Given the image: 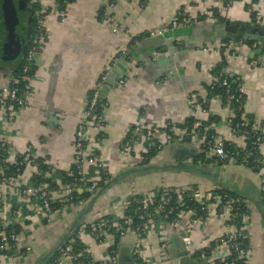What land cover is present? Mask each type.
I'll return each mask as SVG.
<instances>
[{
  "label": "crops",
  "instance_id": "1",
  "mask_svg": "<svg viewBox=\"0 0 264 264\" xmlns=\"http://www.w3.org/2000/svg\"><path fill=\"white\" fill-rule=\"evenodd\" d=\"M56 1L43 0L41 6L52 9ZM29 4L32 9L31 0ZM184 5L200 11L220 8L222 0H66L62 5L63 19L53 15L46 23V37L27 77L28 90L22 95L25 106L16 110L10 120L0 109V138L6 140L14 153L31 149L35 155L49 158L58 169H68L74 158L76 129L82 122L88 97L98 85L105 66L113 56H118L107 75L109 82L102 105L105 126L97 146L98 155L113 167V172L110 180L90 193L80 206L55 214L50 223L39 220L33 224L32 236H26L32 251L18 264H47L79 224L101 213L117 211L131 190L146 192L161 185L222 188L250 199L254 203L253 253L247 264H264V219L256 208L264 194L259 172L235 163L219 164L207 157L195 160L201 152L191 141L166 143L148 163L134 153L125 156L121 151L131 126L154 128L171 121L182 129L188 119L198 123L213 119L210 129L215 137L242 146L244 139L233 133L228 122L231 111L221 96L207 97V86L225 70L242 78V114L251 115L253 124L264 133V51L254 48V41L245 42L240 36L223 39L218 31L187 26L165 38L156 50L136 47L144 35L159 29L172 30L170 23ZM250 6L261 14L260 23L248 11ZM220 20L243 26L247 23L250 30L255 29L250 23L264 26V0H232L225 18ZM234 33L239 32L233 24L229 34ZM166 42L169 47L163 51ZM253 49L260 51L257 59L249 57ZM6 65L7 62L0 61V88L11 84L12 68L16 66ZM219 66L221 69L216 73ZM203 97L208 98V112L192 107L189 102L190 98ZM90 123L84 122L85 138L95 147L96 135ZM133 141L134 147L140 149L147 144V137L137 135ZM163 228L162 235L152 230L143 240V254L156 262L161 256L160 237L169 241L180 237L178 229ZM223 229L224 221L218 217L195 223L190 231L191 250L206 247ZM33 231L39 233L38 237H33ZM84 240L93 253L103 256L104 247L97 240ZM133 241L134 235L128 234L120 242V247H128L130 256ZM169 250L176 257L171 244ZM225 256V251L208 252L204 262L218 264V259Z\"/></svg>",
  "mask_w": 264,
  "mask_h": 264
},
{
  "label": "built area",
  "instance_id": "2",
  "mask_svg": "<svg viewBox=\"0 0 264 264\" xmlns=\"http://www.w3.org/2000/svg\"><path fill=\"white\" fill-rule=\"evenodd\" d=\"M42 1L31 0L36 26L23 58L25 60L23 87H18L17 80L14 79L11 82L15 86L11 87V83L7 87L0 88V109L6 112L8 120L13 118L16 110L25 106L21 93L28 90L27 72H30L39 46L45 40L46 23L53 19V15L63 19L64 9L59 8L57 1L52 9L38 6L37 3ZM231 4L232 0H222L220 8H204L200 11H192L189 6L184 5L178 9L172 19L170 29L197 26L224 19ZM248 11L257 23L261 22V14L258 11L252 6ZM159 33H163V30L151 32L141 39ZM252 46L264 51V44L260 42L254 41ZM119 58L118 56L111 58L103 69L98 85L92 89L88 97L82 113V122L76 129L74 158L68 169H58L49 158L37 156L31 149L21 154L14 153L8 147L6 140L0 138V264H18L20 259L32 251V245L26 236H32L30 228L32 229L33 224L39 220L50 223L55 214L80 206L84 199L80 196L74 197L73 192L82 194L87 190L93 193L110 180L113 167L108 165L97 152V146L100 145L104 133L105 119L102 105L105 99L99 107L97 104L107 75ZM227 75L230 74L226 70L220 72L210 86L212 89L216 85L226 87L225 105L231 111L228 122L233 133L244 139L242 146L235 145L237 150L230 151L225 147L226 140L207 135L203 129H210V124L202 127V123L194 122L178 129L171 121H166L161 127L142 128L141 125L129 127L121 146L122 153L125 156L134 153L145 161L143 154L148 153L152 145H156L161 150L166 143L186 139L193 142L199 152L205 153L207 159L211 161L219 164L235 163L253 170L257 169L262 176L264 191V133L259 131L255 124L249 125L248 118L244 114L241 115V122L232 126L236 117L233 101L244 95V85L242 78L234 75L235 89L231 91ZM189 102L192 107L208 112L207 97L201 100L190 98ZM85 121L91 122V130L96 135L95 147L86 142ZM137 135L147 137V144L140 149H136L133 145ZM250 137L252 142L251 147H248L246 139ZM37 177L43 179L42 184L38 183ZM223 191L222 188L203 190L194 185L184 188L161 185L146 192L131 190L121 200L117 211L110 214L101 213L90 221L79 224L64 240V247L57 251L55 259L49 264H118V255L109 248L115 243H120L128 234L134 235L131 250L133 264H178L177 257L168 253L170 241L164 236L160 237L161 256L158 262L143 254L144 238L152 230L162 235L161 229L166 226L178 229L192 264H211L204 262L208 252L220 251H225L226 256L219 258L216 262L218 264H227L225 258L229 257L231 264H236L237 259L247 263L253 253L250 212L252 213L254 209V203L250 199L234 197ZM197 207L204 211V214H198ZM215 217L224 221L222 234L213 237L206 247L198 251L191 250V227L198 222H209ZM15 225L21 227L20 231L15 232L12 229ZM86 238L95 239L104 247L103 256L91 251L85 243ZM243 240H248L249 243H244ZM85 258L89 260L83 262Z\"/></svg>",
  "mask_w": 264,
  "mask_h": 264
},
{
  "label": "water",
  "instance_id": "3",
  "mask_svg": "<svg viewBox=\"0 0 264 264\" xmlns=\"http://www.w3.org/2000/svg\"><path fill=\"white\" fill-rule=\"evenodd\" d=\"M30 0H0V61L8 63L9 66H15L26 55L30 39L32 37L31 26L28 28V20L31 24L30 14L32 12L31 6L29 4ZM28 15V16H27ZM237 27V34H229V29L232 25ZM255 29H249L247 23L243 26L242 23H233L229 20L216 21L209 24H201L197 26H202V29L215 30L219 32V35L223 39L243 37V41H258L264 44V26H258L254 23H250ZM188 27L194 29L195 27ZM259 27V28H258ZM187 28V27H186ZM178 29H172L168 32H163L156 34L155 36L147 37L143 39L136 47H144L156 50L160 48V43H162L165 38L172 37L175 35ZM235 30V29H234ZM174 32V34H172ZM166 46L163 47V51L167 50L169 47L168 42ZM260 54L259 50H251L249 57L257 59ZM12 63V64H11ZM6 65V66H8ZM7 70L9 67H2ZM106 81L100 91V100L97 107L100 106L102 100L105 99V87L107 86ZM256 208L261 213V217L264 219V208L262 207L261 201H258ZM173 249L175 250L176 257L178 259V264H192L191 258L188 255L184 244L179 236L173 237L170 241ZM118 264H133L130 256V251L127 246H121L118 252Z\"/></svg>",
  "mask_w": 264,
  "mask_h": 264
},
{
  "label": "trees",
  "instance_id": "4",
  "mask_svg": "<svg viewBox=\"0 0 264 264\" xmlns=\"http://www.w3.org/2000/svg\"><path fill=\"white\" fill-rule=\"evenodd\" d=\"M66 2V0H57V4L58 5H60V7L59 8H62V5L64 6V3ZM37 5L38 6H40L41 5V3L40 2H38L37 3ZM33 6V5H32ZM34 7V6H33ZM28 14H30L29 16H30V18H31V24H30V26H31V29H34L35 28V26H36V20L33 18V8H32V12L31 13H28ZM228 41V40H227ZM227 41H225V42H227ZM25 64V60L22 58L21 60H19V62L16 64V66L14 67V68H12V72H11V74H12V81L14 80V79H16L17 80V86L18 87H23V84H24V80L22 79V76H24V73H23V65ZM31 67H32V65H31ZM32 69V68H31ZM220 69H221V67L219 66L218 68H216L215 69V71H216V73L218 72V71H220ZM31 71V70H30ZM30 74V72H27V75H29ZM234 79H235V76H231V75H227V81H228V83H229V85H230V89H231V91L232 90H234L235 89V82H234ZM12 83V82H11ZM13 86H15V84L14 83H12L11 84V87H13ZM225 90H226V87L225 86H219V85H216L213 89H212V87L210 86V85H208L207 86V97L209 98V97H211V96H214V95H216V96H221V98H222V101H223V104H226L227 103V101H226V92H225ZM23 93H24V91H22V95H23ZM244 96V95H243ZM243 96L242 97H239V98H236L234 101H233V104H234V109H235V112H236V117L234 118V122H233V124H232V126H234V124L235 123H238V122H241V119H242V117H241V115H242V110H243V108H242V104H243V101H244V98H243ZM247 118H248V121H249V125H252L253 124V122H254V119H253V117L251 116V115H247ZM213 119H209L208 121H206V122H202V127L203 126H207V125H209L210 123H211V121H212ZM173 123V122H172ZM192 123H194V120L193 119H188L186 122H185V125L186 126H189V125H191ZM174 124V123H173ZM176 126H178L177 124H175ZM250 130H251V128H250ZM203 131L204 132H206L207 133V135H213L214 136V134H213V132L211 131V129H203ZM251 134H254L253 132H251ZM127 139H128V137H127ZM125 140V139H124ZM182 141H189V140H182ZM246 142H247V146L248 147H251V142H252V138L250 137V138H248V139H246ZM158 142H156V144H157ZM225 147H226V149H228V150H230V151H235V150H237V148H236V146H235V144L234 143H232V142H229V141H225ZM160 150L156 147V145H152L151 147H150V149H149V152L148 153H146V154H143V158H145V162H149L154 156H156L157 154H158V152H159ZM205 157H206V154L205 153H198V155L196 156V158H195V160H198V159H205ZM256 171H257V169H255ZM254 170V171H255ZM37 180H38V183L39 184H42V180L43 179H41V178H39V177H37ZM224 193H226V194H228V195H231V196H234V197H242V196H237L236 194H234V193H230V192H228V191H226V190H224L223 191ZM91 194H90V192L89 191H85L84 193H82V194H78L77 192H73V196L74 197H77V196H80L82 199H84L85 200V198H88L89 196H90ZM175 196V195H174ZM263 201H264V194H263V200H262V202H261V204H262V207L264 208V203H263ZM198 209V214H204V211H202V210H200V208L199 207H197ZM250 214L252 215V217H253V215H254V213H253V211H252V213L250 212ZM20 226L19 225H15L12 229L15 231V232H18V231H20ZM243 242L244 243H249V241L248 240H243ZM120 243H115L111 248H109V250H113L114 251V253H116V255H118V252H119V248H120ZM64 247V243L63 244H61L60 245V247H58V249L56 250V252L53 254V256L51 257V259L48 261V263L47 264H49V263H51L54 259H55V255H56V253H57V251H59V250H61V248H63ZM80 247V246H79ZM168 253L171 255V256H173L171 253H170V250L168 249ZM196 255H198L197 253H196ZM89 260V258H85V259H83V262H87ZM225 261H226V263L227 264H231L230 262H232L231 261V258L229 257V258H225ZM247 264V263H243L241 260H239V259H237L236 260V264Z\"/></svg>",
  "mask_w": 264,
  "mask_h": 264
},
{
  "label": "rangeland",
  "instance_id": "5",
  "mask_svg": "<svg viewBox=\"0 0 264 264\" xmlns=\"http://www.w3.org/2000/svg\"><path fill=\"white\" fill-rule=\"evenodd\" d=\"M34 227H32V229H33ZM37 235V237H38V235H39V233H36L35 231H33V237L34 236H36Z\"/></svg>",
  "mask_w": 264,
  "mask_h": 264
}]
</instances>
